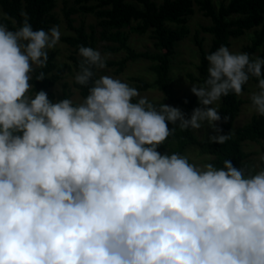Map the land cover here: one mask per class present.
I'll list each match as a JSON object with an SVG mask.
<instances>
[{"label": "clouds", "instance_id": "1", "mask_svg": "<svg viewBox=\"0 0 264 264\" xmlns=\"http://www.w3.org/2000/svg\"><path fill=\"white\" fill-rule=\"evenodd\" d=\"M60 38L27 17L15 30L0 22V264H264V168L157 150L205 124L224 144L218 102L251 78L264 116V57L207 55L206 80L191 86L202 106L186 117L119 78L93 79L110 54L83 45L74 80L86 96L33 92Z\"/></svg>", "mask_w": 264, "mask_h": 264}, {"label": "trees", "instance_id": "2", "mask_svg": "<svg viewBox=\"0 0 264 264\" xmlns=\"http://www.w3.org/2000/svg\"><path fill=\"white\" fill-rule=\"evenodd\" d=\"M73 1L74 5L65 9V16L69 27L75 31V34L63 36V40L74 47L75 52H78L81 45L97 49V37L94 27L93 30L88 31L85 22L77 26L74 24L72 16L77 12L93 13L102 27L98 38L119 43L117 46L107 44V50L116 52L125 49L127 51V56L124 58L108 60L107 64L118 66L117 71L120 72L129 60L143 57L154 61L152 69L157 74L155 81H141L138 87L140 89H148L152 86L158 87L171 104H179L187 108L186 117H190L192 110L198 107V98L196 96L175 97L172 88L171 62L176 52L177 43L190 32L187 21L189 16L195 12V5H198L199 10L204 15L211 18V24L202 26V30L213 35L209 50H205L202 40L196 37V43L200 50L199 77L195 78L196 81L203 83L208 76L209 62L206 59L207 55L217 50L221 45L228 47L233 38L240 37L253 30L252 42L243 47V52L250 54L253 58L254 53L264 45V0H229L221 3L218 7L214 0H163L162 2L157 0ZM55 7L56 0H0V8L6 15L0 22L14 28L13 21L19 27L27 17L34 30L43 29L47 31L58 21L53 13ZM127 28H131L140 34L151 33V36L155 38V46L158 48V52H138L132 48L128 43L129 33L126 31ZM48 55L47 66L36 69L33 73V92L44 90L52 100L68 98L69 94L66 91L59 97L53 91V87L63 78L66 68L58 64L55 50H49ZM71 58L76 70L79 71L82 58L76 55H72ZM41 71L45 73V78L40 81L35 80V75H38ZM94 72L93 79L98 78L95 69ZM250 80L258 82L255 78ZM247 85L248 83L243 86V91L247 89ZM75 86L82 96L87 95V87L76 83ZM161 103L163 102L154 104L159 106ZM242 104L243 99L234 93L221 98L218 112L227 129L224 135L229 134L230 136L224 144L210 143L208 138L200 139L194 133V129L181 131L177 128L174 134L167 139V143L173 145L172 153L178 152L182 155L188 145L194 144L202 152L214 156L211 163L217 168L223 167V161L230 160L234 167L253 169L248 161L249 153L243 148V142L246 140H264V116L253 115L251 120L236 135H233L234 121L241 111ZM225 116L228 118L227 120L224 119ZM168 125L171 126L169 129L174 127L170 122ZM261 168H264V159H261Z\"/></svg>", "mask_w": 264, "mask_h": 264}, {"label": "rangeland", "instance_id": "3", "mask_svg": "<svg viewBox=\"0 0 264 264\" xmlns=\"http://www.w3.org/2000/svg\"><path fill=\"white\" fill-rule=\"evenodd\" d=\"M162 2L163 0H157ZM229 0H214L216 6L218 7L223 2H228ZM74 5L73 0H56V7L54 8L53 13L57 18V23L54 26H59L61 32L60 43L53 49L57 52V62L61 66H65L66 72L62 79H60L57 84L53 87V91L56 95L62 96L66 91L69 94L68 98L77 99L83 97L80 94L79 89L75 86L74 77L78 72L74 66L72 55L80 57L78 52H75L74 47L70 46L66 41L63 40V36L75 34V31L69 27L66 16L65 9ZM74 18V24L80 25L82 22H85L87 30L91 31L94 27L95 35L97 37L96 47L102 54H110L108 60H120L127 56V51L121 49L120 51H110L107 50L106 45L110 44L111 46H117L119 43L109 40H101L98 37L102 27L98 23V18L93 13H83L77 12L72 15ZM3 17H6L4 11L0 8V21ZM14 28L9 27L10 30H15L18 26L13 21ZM211 24V18L204 15V13L199 10L198 5H195V12L189 16L187 21V26L190 30L189 34L176 45V52L172 58L171 62V75L173 78L172 88L175 97H192L195 94L191 91V86L193 84L200 85L203 84L195 80L199 77L198 64L200 62V50L196 43V37L202 40L203 47L205 50H209L212 41L213 35L211 33L205 32L202 30V26ZM126 31L129 33L128 43L136 51H148L151 53L158 52V48L155 46V38L151 36V33L140 34L131 28H127ZM254 35L253 30L248 31L246 34L233 38L231 44L228 46L229 50L232 52H243V47L252 42V37ZM256 56L264 57V45L254 53V58ZM107 60V61H108ZM154 61L146 58H138L136 60H129L125 64L122 71L118 72V66L108 65L103 70L97 71L98 77L101 75H108L114 78H119L122 82L128 83L130 86L135 87L139 90L142 96H147L148 99L153 103L163 102L165 104L171 105L173 107L180 108L185 114L187 108L179 104H171L165 94L156 86H152L148 89H140L138 85L141 81L154 82L157 74L152 69ZM258 82L250 80L247 85V89L243 91L242 95H239L243 99V104L239 115L236 117L233 125V135H236L237 132L247 124L253 115L257 114L254 109L251 107L250 95L257 91L256 88ZM221 100L218 102L220 107ZM202 105H198L201 107ZM211 106V105H210ZM209 106V107H210ZM216 124L222 129L221 134L227 132L225 123L223 121H217ZM174 126V125H172ZM168 127H171L168 125ZM175 127V126H174ZM194 133L200 139H207L208 135L215 134L213 129L208 127L205 124L201 129L194 130ZM163 146L158 147V151L161 154L170 152L172 153L171 144L167 143ZM243 148L246 152L249 153L248 161L250 162L253 170L259 171L261 165V159L264 155V140L262 141H251L246 140L243 142ZM189 158L191 163L196 165H203L205 163H211V160L214 158L213 155L202 152V150L194 144L188 145L184 153Z\"/></svg>", "mask_w": 264, "mask_h": 264}]
</instances>
